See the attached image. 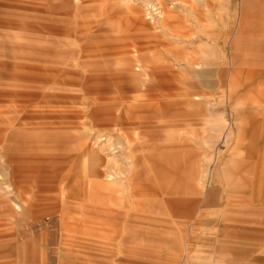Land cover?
I'll list each match as a JSON object with an SVG mask.
<instances>
[{"label": "rangeland", "instance_id": "rangeland-1", "mask_svg": "<svg viewBox=\"0 0 264 264\" xmlns=\"http://www.w3.org/2000/svg\"><path fill=\"white\" fill-rule=\"evenodd\" d=\"M243 5L0 0V264H264Z\"/></svg>", "mask_w": 264, "mask_h": 264}, {"label": "crops", "instance_id": "crops-1", "mask_svg": "<svg viewBox=\"0 0 264 264\" xmlns=\"http://www.w3.org/2000/svg\"><path fill=\"white\" fill-rule=\"evenodd\" d=\"M238 13V27L264 31V0H243Z\"/></svg>", "mask_w": 264, "mask_h": 264}, {"label": "bare ground", "instance_id": "bare-ground-1", "mask_svg": "<svg viewBox=\"0 0 264 264\" xmlns=\"http://www.w3.org/2000/svg\"><path fill=\"white\" fill-rule=\"evenodd\" d=\"M126 182V181H125ZM126 188V187H125ZM137 191V190H136ZM137 200V199H136ZM130 201V200H129Z\"/></svg>", "mask_w": 264, "mask_h": 264}]
</instances>
